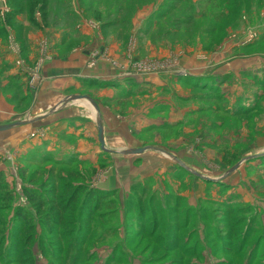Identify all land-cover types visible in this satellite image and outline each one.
<instances>
[{"label":"rangeland","instance_id":"374dc122","mask_svg":"<svg viewBox=\"0 0 264 264\" xmlns=\"http://www.w3.org/2000/svg\"><path fill=\"white\" fill-rule=\"evenodd\" d=\"M91 2L48 0L46 23L40 7L28 11L61 34L77 23L70 17L95 25L86 12L91 6L102 22H127L108 30L96 25V33L116 47L131 73L81 95L100 110L96 99L111 90L103 99L112 98L101 102L116 110L110 131L99 119L107 151L90 101L92 112L80 126L50 115L29 133L17 127L0 134V264H264V44L258 42L264 39V5ZM226 4L240 16H231L235 11ZM202 9L209 18L223 14L226 30L210 40L202 33L209 22L189 37L167 33L175 35L174 20H188ZM9 11V1H0L1 26L8 31ZM31 15L16 18L23 26L19 34L38 29ZM159 15H167L166 24L149 31V21L158 24ZM7 57L0 51V61ZM194 64L215 74L194 77ZM16 67L25 69L23 60ZM17 94L18 102L24 93ZM246 108L257 111L244 117ZM146 147L151 150L140 156L125 154ZM96 192L114 197L90 202Z\"/></svg>","mask_w":264,"mask_h":264},{"label":"crops","instance_id":"0c3cea01","mask_svg":"<svg viewBox=\"0 0 264 264\" xmlns=\"http://www.w3.org/2000/svg\"><path fill=\"white\" fill-rule=\"evenodd\" d=\"M88 24L81 20L76 26L77 31L72 34L69 32L71 27H65L61 34L58 29L49 31L42 24L41 28L29 34H15L10 28L6 38L0 37V51L10 55L0 61V67L5 68V71L0 72V126L20 121L14 119L16 116L31 114H34V123L51 115L53 120H59L65 125H79L88 118L89 101L77 100L66 105L62 103L73 96L89 95L87 91L94 87L122 81L129 76L131 71L127 70L126 64L120 63L116 47L106 44L103 34L96 33V25L99 24ZM91 53L94 59V56L89 55ZM19 60H23L25 69L16 67ZM210 61L208 58L206 66ZM203 65L194 64V77L215 74V71L205 72ZM153 84L157 85V80L153 79ZM109 92L111 90L106 89L99 96L101 98L96 99L100 110L92 105L99 115L98 121L100 118L104 121L106 130H109L110 115L116 112L115 107L108 108L101 103L105 98H112L110 94L103 99L104 94ZM17 93H24L18 102ZM18 103L22 106L27 103L29 106L21 109ZM34 123L21 126L26 129L24 134L35 129ZM87 126L84 130H88ZM89 132L85 133L92 135L93 132Z\"/></svg>","mask_w":264,"mask_h":264},{"label":"trees","instance_id":"16d2710c","mask_svg":"<svg viewBox=\"0 0 264 264\" xmlns=\"http://www.w3.org/2000/svg\"><path fill=\"white\" fill-rule=\"evenodd\" d=\"M9 1V5H10V11L9 13L7 14V17H6V25L11 28L15 34H19L20 30L23 28V26L19 23H17L18 21L16 20V18L19 16V15H25V14H29L31 15V13L29 11H31V9H37L40 7V10L42 11V16L41 18L44 17L43 20H45V23H46V19L50 17L49 14L46 13L45 9H47L46 7V2L48 0H8ZM93 3V0H91ZM94 1H97V0H94ZM228 1V0H227ZM230 1V4H232V7L233 8H237L238 6L237 5H241L243 4L244 2L246 3V5H248L249 7H259V6H263L264 5V0H229ZM90 3V4H91ZM211 3H214V0H208V3L207 5L211 4ZM215 4V3H214ZM230 4H226V7L225 8H229V11L232 12V11H235ZM93 7V8H92ZM97 6H91V8H88L86 10V12L88 13H91L90 15H93L92 18L95 19V21L101 25L102 29L103 30H108L109 28H116L117 26H119L120 24H122L124 27H126L125 24H127L126 21L122 20V21H117L115 23H112V22H102L101 19H100V14L97 12L98 11V8H96ZM217 7V6H216ZM206 8V7H205ZM29 10V11H28ZM72 11V10H71ZM205 10L202 9L200 11L201 14H198L196 15L195 13H192L189 17H188V20H174L173 21V27H174V34H171L172 33V30L171 32H167L168 34H170L172 37H181L184 36V37H189L191 36V34H199L195 31V28L196 27H199V25L201 24H204L205 22H209L210 26L208 25L207 28H204V32L202 33H205L206 34V37H207V34L209 35L210 34V37H208V39H213L215 38L217 35H219L220 33L224 32V30H226L227 28V25L226 24V21L228 20L223 14H220L219 16L216 15L215 13L213 14L212 18H209L208 17V14L207 12H204ZM213 11H214V8H213ZM73 12V11H72ZM69 13V12H67ZM75 13V12H74ZM73 13V17H75ZM41 14V12H40ZM76 14V13H75ZM232 14H235V17L236 16H240L239 13L237 11H235L234 13H231V16ZM35 12L32 13L31 17H30V21L32 24L36 25L37 28H41L42 25H40L41 23L36 19V16H35ZM59 15V14H58ZM64 15H66V13H64ZM173 16L172 15L171 17H169L168 19L171 21L173 19ZM70 17V16H68ZM67 17V18H68ZM158 19V24H154L149 21L150 23V26L151 28H154V29H151L150 26H148V29L149 31H158V30H161L163 28V23L165 22V19L167 18V15H159L157 16ZM162 17H165V18H162ZM71 18V17H70ZM68 18V20H75V22H77L74 26L71 27V29H73L74 27H76L78 24L81 23V19L80 18H75V19H70ZM161 18V19H160ZM59 18H54V20H58ZM50 19H48L49 21ZM42 21V20H41ZM40 24H39V23ZM168 22V21H167ZM37 23V24H36ZM55 23V22H53ZM125 23V24H124ZM16 24H18V28L14 29L16 27ZM42 24H44V21L42 22ZM166 24V22H165ZM2 23L0 21V37L1 38H6V34H8V29L7 28H3L2 26ZM55 25V24H54ZM176 26V27H175ZM130 28V24H128V29ZM147 29V30H148ZM148 34V33H147ZM183 37V38H184ZM260 42L259 44H264V39L263 41H258ZM8 67V66H7ZM5 69V68H4ZM5 71V70H4ZM2 72V71H0ZM203 78V77H201ZM211 78V77H210ZM189 83V82H188ZM195 86V85H194ZM202 87V86H201ZM205 87V86H204ZM213 87V86H212ZM212 87H205L204 89H207V90H210L212 89ZM203 89V88H202ZM29 98H26V100H28ZM25 100V101H26ZM248 101H246L247 103ZM256 107V106H254ZM243 109V108H242ZM213 111H216V110H213ZM254 111H257L256 108H246L244 110V112L242 113V116L244 117H248L250 116V114ZM259 111V110H258ZM100 194V195H99ZM26 195L30 198H33V200H37L39 201V197H37L35 194H32L30 192H27ZM102 196H111V198L114 197V193L113 192H102V193H98L96 192L95 194H93L90 198V202H99L100 199H105L104 197ZM39 198V199H37ZM44 202H40V205H43ZM63 208V207H62ZM56 210V209H55ZM63 216H61L59 218V220L56 222V224H59V226H61L63 224ZM58 226V227H59Z\"/></svg>","mask_w":264,"mask_h":264},{"label":"water","instance_id":"95a60500","mask_svg":"<svg viewBox=\"0 0 264 264\" xmlns=\"http://www.w3.org/2000/svg\"><path fill=\"white\" fill-rule=\"evenodd\" d=\"M77 100H87V101H90V102L93 103V101L87 96H73V97L69 98L68 100H66L64 103H62V105H66V104H68L70 102H74V101H77ZM93 106L98 110V107L94 103H93ZM34 121L35 120L18 121V122H14V123H11V124H8V125L0 126V133L13 130V129L17 128V127H21V126H25V125H28V124H32V123H34ZM98 129H99L98 133H99L100 145H101V147H102V149L104 151H107L106 148H105V142H104V138H103V125L101 123V120L98 121ZM148 150H151V147L129 150V151H126L125 154L126 155L140 156L143 153L147 152ZM175 162H177L183 169H185V170L188 169L179 160L175 159ZM234 169H236V168H234Z\"/></svg>","mask_w":264,"mask_h":264},{"label":"built area","instance_id":"2783aa9c","mask_svg":"<svg viewBox=\"0 0 264 264\" xmlns=\"http://www.w3.org/2000/svg\"><path fill=\"white\" fill-rule=\"evenodd\" d=\"M2 2V0H0Z\"/></svg>","mask_w":264,"mask_h":264}]
</instances>
